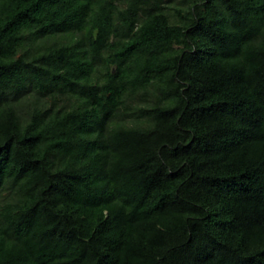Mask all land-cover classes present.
<instances>
[{"label": "trees", "instance_id": "trees-1", "mask_svg": "<svg viewBox=\"0 0 264 264\" xmlns=\"http://www.w3.org/2000/svg\"><path fill=\"white\" fill-rule=\"evenodd\" d=\"M0 264H264V0H0Z\"/></svg>", "mask_w": 264, "mask_h": 264}]
</instances>
